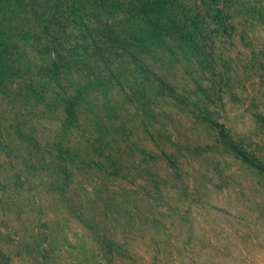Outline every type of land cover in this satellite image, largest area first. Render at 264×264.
Listing matches in <instances>:
<instances>
[{
  "label": "rangeland",
  "instance_id": "rangeland-1",
  "mask_svg": "<svg viewBox=\"0 0 264 264\" xmlns=\"http://www.w3.org/2000/svg\"><path fill=\"white\" fill-rule=\"evenodd\" d=\"M66 1L0 83V264H264V0Z\"/></svg>",
  "mask_w": 264,
  "mask_h": 264
},
{
  "label": "trees",
  "instance_id": "trees-1",
  "mask_svg": "<svg viewBox=\"0 0 264 264\" xmlns=\"http://www.w3.org/2000/svg\"><path fill=\"white\" fill-rule=\"evenodd\" d=\"M43 1L45 6L39 0H0V83L12 81L13 78L20 79L23 77L24 71L20 69L17 62V55L22 46L21 42H24L22 44H30L31 46L41 45L43 47L42 50L47 54L56 52L57 43L55 42V37L49 31H51V27L58 17L57 12H60L57 11L58 9H53L63 7V4H66L67 1ZM145 1L148 2L147 5L152 7L146 10V15H153V19H149L150 22L152 21V25L158 26V22H161L165 29L169 30L173 28L172 23L176 15L173 14L170 8V0ZM95 4L96 7L111 15L114 12L112 11L113 8L120 7L117 0H96ZM138 4L141 5L142 2H138ZM127 5L128 7L135 6L133 1H127ZM83 7L84 9L87 8L85 4ZM49 9L50 11H48ZM134 12L138 15L141 13L137 8L134 9ZM46 14L51 16V20L45 17ZM114 26L116 29H113ZM183 27L184 24H182L181 28ZM177 28L181 29L179 24H177ZM98 32L101 43H109L115 48L125 49L129 46V38L135 39L131 35L127 37V34L121 29L117 30L115 24L105 23V27ZM59 54L56 53V58H52L48 61V65L44 66L46 75L49 74L51 78H58L62 70L68 67L67 64L65 65L64 58ZM65 102L68 105L70 104L68 98L65 99ZM218 126H221V124ZM220 132L223 133L222 130Z\"/></svg>",
  "mask_w": 264,
  "mask_h": 264
}]
</instances>
